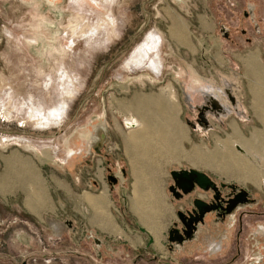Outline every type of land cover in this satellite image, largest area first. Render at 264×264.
Listing matches in <instances>:
<instances>
[{"label": "rangeland", "instance_id": "1", "mask_svg": "<svg viewBox=\"0 0 264 264\" xmlns=\"http://www.w3.org/2000/svg\"><path fill=\"white\" fill-rule=\"evenodd\" d=\"M200 1L0 0V156L44 159L39 167L51 182L45 198L62 205L63 220L74 223L55 227L46 216L38 220L26 212L27 195L8 201L0 195V264H264V179L256 186L237 181L233 169L232 177L224 174L229 157L220 161L217 152L229 153L219 143L231 132L223 130V119L211 115L207 128L196 126L205 92L223 97L226 79L242 76L246 62L264 59V0ZM194 9L211 11L212 28H200ZM153 32L160 38L159 73L132 66L143 63V46L157 44ZM255 50L261 55H253ZM131 117L140 124L128 127ZM172 123L180 126L178 138ZM243 133L246 139L252 135ZM253 146L251 153L263 157L264 146ZM194 148L216 158L213 167ZM79 158H111L113 169L100 166L105 177L117 178L125 168V200L131 194V162L165 163L170 171L200 169L221 192L222 227L211 219L193 238V226L185 227L179 246L166 232L163 238L176 247L165 245L160 260L153 259V250L138 255L124 242L76 223L74 202L55 184L74 183ZM253 164L264 173V161ZM220 199L214 193L208 198L212 204ZM122 202H115L116 219L143 232L150 247L152 237L134 225L136 217ZM214 240L219 249L210 246Z\"/></svg>", "mask_w": 264, "mask_h": 264}, {"label": "crops", "instance_id": "2", "mask_svg": "<svg viewBox=\"0 0 264 264\" xmlns=\"http://www.w3.org/2000/svg\"><path fill=\"white\" fill-rule=\"evenodd\" d=\"M193 2L200 3L201 1L193 0ZM192 11L195 17L201 20V29L209 30V28H212V23L207 20V18L211 16L209 14L211 12L210 10H208V12L204 10L202 13L195 9ZM192 11L188 12L191 13ZM160 48L159 38V51ZM253 55L260 56L261 54L258 50H255V54ZM247 63L248 62L245 64L242 76L236 74L232 78L224 81L225 85H223V91L228 87L230 88L229 93L231 97H233L234 103L232 102L233 104H230L224 92L223 97L218 96L223 103V107H228L226 114L221 116L220 122L223 119V130L226 133L228 131L231 132V134L227 133V138L230 140L228 139L229 141L226 140L225 142L228 141V143L223 141V144H219L223 147V151H227L228 148L229 150H233L232 152L235 151V145L239 144L252 156L256 155L264 161V156L261 157L259 154L251 153L252 147L247 145V143L253 142L254 140L255 142L259 141L257 143L264 146V59L260 57L256 59L253 64ZM172 126H174V123H172ZM175 127L178 128L175 129L173 137L178 138L180 137L178 134L180 126L176 123L174 128ZM245 130L252 132L251 137L248 139L244 137L243 131ZM236 132L238 134H236ZM169 137L170 136L167 135L166 144L171 148L172 138L170 139ZM3 143L4 142H2V144ZM247 146L249 148H247ZM235 153L237 157L243 159L250 168H248L249 171L247 173V178L249 177L250 179L248 178L246 181H241L236 178L237 181L242 183L251 182L257 186L260 181L259 178L264 177V173L261 168H257L262 171V174L256 178L253 177L252 169L254 170V168H256L255 164H253L256 163L254 162L256 161L255 158L250 161L236 151ZM61 159L66 160L67 158ZM79 159L81 162L76 163V178L74 183L68 182L65 186L55 184L56 189H61L65 192L63 195L67 201L74 202V207L71 210L75 213L76 223H78V221L85 222V224L95 232L106 234V236L112 238L116 244L124 242V244L129 245L130 249L138 255L142 256L144 253H148V250H153V259L160 260V258L164 256L163 254H165L162 248H166L165 245H169L170 247L174 246L173 244H167V240L163 238L166 232L171 233L172 239L170 240L176 241V243H178L177 246H179V244H182L185 240L181 230H185L187 225H192V229H194L191 231V238L197 237L198 228L204 227L205 225V227H208L207 225L211 224V219H216L217 226L222 227L223 222H219L218 220H223V198L220 199L215 209L206 212L197 222L192 223L188 216L185 218L182 215V213L186 214L194 208L193 203L196 198L209 202L208 198H211L214 192L202 191L196 187L192 192L184 194L180 188L175 185L176 180L172 176V172L175 170L170 171L168 165L165 163L147 161L137 164L136 161H134L135 163L131 162V194L128 200H125L124 192L128 189L127 171L125 168H120L117 178L109 174L105 177L100 166H102V169L105 167L107 170L110 168L113 169L115 163L111 158ZM43 160L35 156L26 157L19 154L0 156V162L2 163V169L0 171V195L5 201L11 198L15 199L18 195H27L26 212L30 216L38 220H43L46 216L51 224H54L55 227L60 226L61 229L66 226H73V220H63L61 211L64 209L62 205L60 208L57 205L53 206L55 200L49 202L47 198H45V191L51 188V182L47 181L50 178L49 174H46V177L44 175L45 171L40 168H43L41 165ZM197 170L201 171L200 169ZM233 173L238 175L237 168L236 172ZM231 176L232 175H229L228 177ZM173 187L176 188L177 192L171 190ZM35 195H39V202ZM118 195L120 197H118ZM111 199L115 202L123 200L122 208H128L132 216L136 217L134 225L140 228L145 227L147 233L153 239V244L150 247H148V243L146 242L147 238L143 232L140 230L136 231L133 226L128 227V225L125 227L123 221L116 219L115 202L112 205ZM43 201L45 203L42 205ZM212 212H214L217 218H212ZM183 217L185 221H183ZM63 221H65L66 226ZM122 226H124L123 232L118 229ZM146 227L151 228L155 236ZM174 230L176 233H174ZM201 234L202 232L199 231V237L202 236ZM178 236L180 237L178 238ZM187 238L188 237H186V239Z\"/></svg>", "mask_w": 264, "mask_h": 264}, {"label": "bare ground", "instance_id": "3", "mask_svg": "<svg viewBox=\"0 0 264 264\" xmlns=\"http://www.w3.org/2000/svg\"><path fill=\"white\" fill-rule=\"evenodd\" d=\"M182 31V30H181ZM183 32V31H182ZM186 43V42H185ZM169 87V86H168ZM167 87V88H168ZM166 89V88H165ZM229 87L228 88H226L223 92H224V94H225V96H226V98H227V100L230 102V104L232 105L233 103H234V99H233V97H231V95H230V93H229ZM170 91V90H169ZM161 92V91H160ZM168 94V93H167ZM203 96H204V98H205V104H204V106H208V107H206V108H204L203 109V114H204V116L206 117V119H207V123L206 124H199L198 123V120H197V124H198V126H205V128H207L208 126H209V123H210V120H209V116H214V117H216L217 119L218 118H220L221 119V116H223V115H225L226 114V112H227V110H228V107H226V106H224L223 107V103L221 102V100H220V97H218V96H215L213 93H204L203 94ZM138 97V96H137ZM141 97V96H140ZM142 98V97H141ZM156 98V97H155ZM158 98V97H157ZM161 98H162V96H161ZM166 98V97H165ZM134 99H135V97H134ZM164 99V97L161 99V100H163ZM231 99H232V101H233V103H232V101H231ZM136 100V99H135ZM151 100V99H150ZM148 102H149V100H147ZM155 101V100H154ZM159 101V100H158ZM122 102V101H121ZM120 102V103H121ZM150 102H152V101H150ZM119 103V104H120ZM160 103H161V101H160ZM141 104V103H140ZM140 104H138V106H137V109H140L141 108V105ZM149 104V103H148ZM157 104H158V102H157ZM126 105H127V103H126ZM133 105V104H132ZM161 105V104H160ZM164 105V104H163ZM213 105H215V107L213 106ZM129 108V107H128ZM128 108H125V109H127V110H129ZM160 108V107H159ZM163 108V107H162ZM165 108V107H164ZM200 109L202 108V107H199ZM223 108H225V109H223ZM142 109H144V107L142 108ZM123 110V109H122ZM156 110V109H155ZM162 110V109H161ZM126 111V110H125ZM143 111V110H142ZM153 111H154V109H153ZM156 111H159V110H156ZM151 112V111H150ZM160 112V111H159ZM158 112V113H159ZM167 112V111H166ZM133 113V112H132ZM147 113V112H146ZM154 113V112H153ZM160 113H162V112H160ZM152 114V113H151ZM150 114V115H151ZM165 114V113H164ZM168 114V113H167ZM170 114V113H169ZM150 115H149V117H150ZM156 115V114H155ZM160 115H162V114H159L158 115V117L160 116ZM146 116H147V114H146ZM157 116V115H156ZM169 116V115H168ZM144 117V116H143ZM148 117V116H147ZM163 117V116H162ZM155 118V117H154ZM150 119H151V117H150ZM149 119V120H150ZM161 119V118H160ZM219 119V120H220ZM148 120V119H147ZM152 120V119H151ZM156 120H158V119H156ZM145 121V120H144ZM159 121V120H158ZM151 122V121H150ZM160 122V121H159ZM147 123V126H149L148 125V121L146 122ZM126 124H127V126L128 127H136V126H138L139 124H140V122L137 120V119H135V118H133V117H131V118H128L127 119V121H126ZM145 124V123H144ZM154 124V123H153ZM162 124V123H161ZM151 125H152V122H151ZM150 127V126H149ZM193 127H195V125H193ZM145 128V127H144ZM147 128V127H146ZM235 131V130H234ZM163 132V131H162ZM258 132V131H257ZM147 134V133H146ZM236 134H238L237 132H236ZM257 135V134H256ZM138 136V135H137ZM162 137L164 138V139H167V134H165V131H164V134H162ZM258 137H260V136H258ZM257 137V138H258ZM144 138V137H143ZM148 138V137H147ZM262 138V137H261ZM241 139V138H240ZM244 139V138H243ZM139 140H142V139H139ZM230 140V139H229ZM228 140V141H229ZM228 141L227 142H225V143H228ZM262 141V140H261ZM221 142V141H220ZM257 142H259V141H257ZM257 142H255L254 140H253V142H249V143H247V142H245V143H247V145L248 146H250V147H252V149L253 148H255L254 146H253V144H256L257 146H258V143ZM142 143V142H141ZM222 144H223V141H222ZM231 144V143H230ZM242 144V143H241ZM147 145H148V143H147ZM246 146V145H245ZM244 146V147H245ZM247 146V148H249ZM146 148V147H145ZM246 148V147H245ZM258 148H260V146L258 147ZM235 149L242 155V156H244L245 158H247L248 160H253V158H255V159H260L258 156H256V155H254V156H252L247 150H245L243 147H241V145H239V144H236L235 145ZM233 150H229L228 148H227V152H229L228 154H225V153H223V152H217V153H219V158H221L222 160H220V161H223V156H227V157H229V158H227V162L226 161H224V163H226L227 164V167H225V169L223 168V165H220L221 166V168H222V170L224 169V174L225 175H227V176H229L230 174H229V170L230 169H233L234 171H236V168H237V170H238V174H239V176L237 177L238 179H240L241 181H245L246 179H248L247 177H244L243 178V175L244 176H248L247 175V173L245 172V169H247V168H249L248 167V165L241 159V158H239V157H237V154L235 153V151L234 152H232ZM216 152V151H215ZM160 154V153H159ZM194 154H195V156H200V157H202L201 159H203V160H205L206 161V163L208 164V165H210L211 164V162H213L216 158L215 157H213V158H215V159H212V158H210V156H212L211 154H209V153H204V152H202V151H200L199 149H197V148H194ZM216 154V153H215ZM175 155V154H174ZM152 156V155H151ZM178 156V155H177ZM185 156V155H184ZM207 156H209V157H207ZM216 156V155H215ZM199 157V158H200ZM176 158V157H175ZM195 158V157H194ZM196 160H197V158L195 159V162H196ZM226 160V159H225ZM261 160V159H260ZM197 161H200L199 159L197 160ZM215 162H216V160H215ZM194 163V162H193ZM197 163H199V162H197ZM203 163V162H202ZM202 163H201V165H202ZM224 163H222V164H224ZM205 164V163H204ZM217 164H218V162L216 163V166H217ZM199 165H200V163H199ZM212 165V167H213V163L211 164ZM215 165V164H214ZM195 166V165H194ZM204 166H206V167H211V166H207V165H203V167ZM215 166V167H216ZM226 166V165H225ZM217 169H219L220 170V167L219 168H217ZM250 169V168H249ZM215 170V169H214ZM221 172V171H220ZM242 173H243V175H242ZM261 173H262V171H260L259 170V172L256 170V168H254V170L252 169V175H253V177H258V176H260L261 175ZM151 175V174H150ZM232 177V176H231ZM142 178V177H141ZM140 178V179H141ZM242 178V179H241ZM139 179V180H140ZM151 179V178H150ZM250 179V178H249ZM143 180V179H142ZM147 193V192H146ZM135 194V193H134ZM140 196V195H139ZM100 202V201H99ZM138 205V204H137ZM140 205V204H139ZM147 207V206H146ZM137 211V210H136ZM152 212V211H151ZM148 215V214H147ZM141 216V215H140ZM145 216V215H144ZM147 217V216H146Z\"/></svg>", "mask_w": 264, "mask_h": 264}, {"label": "water", "instance_id": "4", "mask_svg": "<svg viewBox=\"0 0 264 264\" xmlns=\"http://www.w3.org/2000/svg\"><path fill=\"white\" fill-rule=\"evenodd\" d=\"M232 101V99H231ZM233 102V101H232ZM215 107V105H213ZM204 108L208 106H203ZM199 108V115H198V123L199 124H206L208 121L206 117L203 114L204 108ZM192 126L194 123H190ZM172 176L176 180L175 185L180 188V190L185 194L192 192L196 187L199 188L202 191H211L214 190V197L215 199H220V190L217 187V184L213 181V179L206 174L205 172L199 171L197 169L191 168V169H183V170H175L172 172ZM173 192H177L176 188L173 187L171 189ZM180 193V192H179ZM181 195V193H180ZM194 208L191 211H188L186 214L182 213V215L186 218L187 216L191 219V222H197L203 215L212 209V207L215 209L217 203H209L205 202L200 198H196L194 200ZM183 217V218H184ZM185 218L183 221H185ZM192 225H187L186 227L191 228ZM142 231H146L144 228H141ZM184 232H186L184 230ZM151 242H153V239H151Z\"/></svg>", "mask_w": 264, "mask_h": 264}, {"label": "flooded vegetation", "instance_id": "5", "mask_svg": "<svg viewBox=\"0 0 264 264\" xmlns=\"http://www.w3.org/2000/svg\"><path fill=\"white\" fill-rule=\"evenodd\" d=\"M150 36H158V38H157V40L159 41V35L157 34V32H153ZM152 40V38H147L146 40H145V42L143 43V44H146L147 46H148V44H150L149 42ZM141 51H142V53H144V55H145V59H144V61H143V63H139V64H132V66L133 67H140V68H146V69H150V70H152V71H154V72H156V73H159V71L161 70V57H160V51L158 50V42H157V44L156 45H154V47L153 48H151V49H149L148 47H145V46H143L142 48H141ZM143 55V54H142ZM152 62V63H151ZM197 123V122H196ZM195 125V124H194ZM196 126H198V124L196 125ZM53 156H55V155H53ZM243 160V159H242ZM256 161H258V162H260V161H262V160H258V159H255ZM251 161V160H250ZM256 161H254V162H256ZM248 168L247 169H245V172L246 173H248ZM262 174V173H261ZM242 175H243V173H242ZM244 177H247V176H244L243 175V178ZM242 179V178H241ZM245 179V178H244ZM263 179H264V177H263ZM247 180V179H246ZM245 180V181H246ZM263 183H264V181H263ZM253 184V183H252ZM261 185H263V184H261ZM211 191H214V190H211ZM244 196H245V194H243ZM240 197V196H239ZM238 197V198H239ZM204 201V200H203ZM206 202V201H205ZM214 208L212 207V210H213ZM224 210H226V209H223V212H224ZM180 236H178V238H179ZM210 246L212 247V249L213 250H215V248L216 249H219L220 248V244H219V242H216L215 240L214 241H210Z\"/></svg>", "mask_w": 264, "mask_h": 264}]
</instances>
